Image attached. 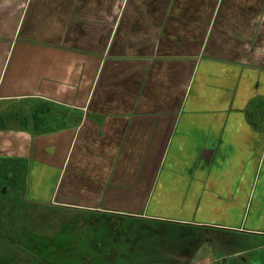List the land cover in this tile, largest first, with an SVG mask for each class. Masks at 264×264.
<instances>
[{
  "label": "crops",
  "instance_id": "obj_1",
  "mask_svg": "<svg viewBox=\"0 0 264 264\" xmlns=\"http://www.w3.org/2000/svg\"><path fill=\"white\" fill-rule=\"evenodd\" d=\"M0 141L30 202L264 234V0H0Z\"/></svg>",
  "mask_w": 264,
  "mask_h": 264
},
{
  "label": "rangeland",
  "instance_id": "obj_2",
  "mask_svg": "<svg viewBox=\"0 0 264 264\" xmlns=\"http://www.w3.org/2000/svg\"><path fill=\"white\" fill-rule=\"evenodd\" d=\"M7 160L0 157V188L7 190L6 194L0 192V264H5L4 257L25 259L30 252L54 258L59 264L74 256H95L91 264H110L111 251L108 250L112 245H117L120 252L125 250L122 242L125 240L126 244L130 239L128 215L97 214L53 203L30 202L24 196L28 165L21 160L14 159L18 165ZM9 180L17 182L15 188L8 185ZM145 225L146 231H150L146 236L151 248L147 255L161 251L169 255L172 249L179 248L184 255L188 254L190 260L186 263L189 264L204 263L211 257L210 232H205V228L165 222ZM134 238L136 243L138 238Z\"/></svg>",
  "mask_w": 264,
  "mask_h": 264
},
{
  "label": "flooded vegetation",
  "instance_id": "obj_3",
  "mask_svg": "<svg viewBox=\"0 0 264 264\" xmlns=\"http://www.w3.org/2000/svg\"><path fill=\"white\" fill-rule=\"evenodd\" d=\"M17 184V182H15ZM15 184L12 180H9L8 185L15 188ZM1 194H6L5 187L0 188ZM128 235L129 241L122 242L124 246L123 251L118 250L117 245H112L110 264H189L186 260H190L187 255L181 249H172L171 254H157L156 252L150 254L149 247L150 242L146 241V236L150 234V231L146 228L145 224L150 223H164L157 218H152L146 215H128ZM166 223V222H165ZM175 224L172 222H167ZM148 226V225H147ZM147 230V231H146ZM204 232V231H203ZM208 234V244L210 245L211 257L205 259L204 263L197 264H264V234L249 233L241 229H229V230H215L205 229ZM138 241L135 243V238ZM85 244L84 248H86ZM121 246V245H120ZM167 251V250H166ZM29 253L28 251H25ZM25 253V254H26ZM25 259L15 258L13 256L4 257L5 264H59L54 258H45L39 256L37 253L30 252ZM188 257V258H187ZM93 258H87L86 256H74L67 258V261L63 264H91ZM103 259H108L104 257ZM97 261V260H96ZM62 264V263H61Z\"/></svg>",
  "mask_w": 264,
  "mask_h": 264
},
{
  "label": "trees",
  "instance_id": "obj_4",
  "mask_svg": "<svg viewBox=\"0 0 264 264\" xmlns=\"http://www.w3.org/2000/svg\"><path fill=\"white\" fill-rule=\"evenodd\" d=\"M37 123H38V122H37V120L35 119V120H34V124L36 125Z\"/></svg>",
  "mask_w": 264,
  "mask_h": 264
}]
</instances>
